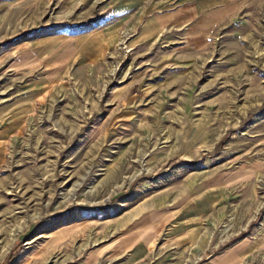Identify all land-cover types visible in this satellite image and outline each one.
<instances>
[{"label":"rangeland","instance_id":"1","mask_svg":"<svg viewBox=\"0 0 264 264\" xmlns=\"http://www.w3.org/2000/svg\"><path fill=\"white\" fill-rule=\"evenodd\" d=\"M0 264H264V0H0Z\"/></svg>","mask_w":264,"mask_h":264}]
</instances>
